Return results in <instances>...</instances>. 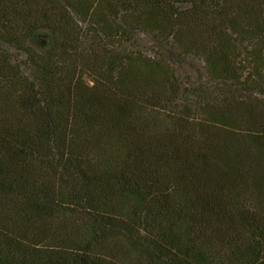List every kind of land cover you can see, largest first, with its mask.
Masks as SVG:
<instances>
[{
	"label": "trees",
	"instance_id": "1",
	"mask_svg": "<svg viewBox=\"0 0 264 264\" xmlns=\"http://www.w3.org/2000/svg\"><path fill=\"white\" fill-rule=\"evenodd\" d=\"M0 264H264V0H0Z\"/></svg>",
	"mask_w": 264,
	"mask_h": 264
},
{
	"label": "rangeland",
	"instance_id": "2",
	"mask_svg": "<svg viewBox=\"0 0 264 264\" xmlns=\"http://www.w3.org/2000/svg\"><path fill=\"white\" fill-rule=\"evenodd\" d=\"M147 51V50H146ZM157 49H150L148 50L149 55H155L157 53ZM196 68L201 70V73H195ZM181 75L185 78L186 82H189L190 78H193V82H198L201 77L206 80V74L201 69V66L198 62H195V60H192L189 62V64H186V67H183V69L180 71ZM208 79V78H207ZM189 84V83H188Z\"/></svg>",
	"mask_w": 264,
	"mask_h": 264
}]
</instances>
